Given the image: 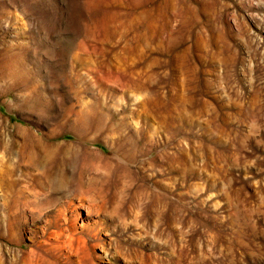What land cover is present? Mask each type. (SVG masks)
Wrapping results in <instances>:
<instances>
[{"label": "rangeland", "instance_id": "374dc122", "mask_svg": "<svg viewBox=\"0 0 264 264\" xmlns=\"http://www.w3.org/2000/svg\"><path fill=\"white\" fill-rule=\"evenodd\" d=\"M0 264H264V0H0Z\"/></svg>", "mask_w": 264, "mask_h": 264}, {"label": "bare ground", "instance_id": "6f19581e", "mask_svg": "<svg viewBox=\"0 0 264 264\" xmlns=\"http://www.w3.org/2000/svg\"><path fill=\"white\" fill-rule=\"evenodd\" d=\"M43 143V142H42ZM41 143V144H42ZM44 145H42V150L44 151V153H45V155L47 156V157H51L52 158V156H53V152L57 149L55 146H53L52 144H47V143H43ZM36 153V152H35ZM40 155V154H39ZM39 155H36V154H32L31 156H32V162H34V163H36V165H39L43 160L40 158V156ZM50 158V159H51ZM45 160V159H44ZM44 162V161H43ZM45 162H46V160H45ZM44 165V164H43ZM5 168V167H4ZM4 170V169H3ZM59 171V170H58ZM53 175L50 173V171H49V169H47L46 171H45V173H43V174H40V176H37L36 175V184L33 186L32 185V187H30V186H26V185H23L21 188H23V189H27V188H37V187H39V188H42V187H45L46 185H49L50 187H53V178L54 177H52ZM60 181H62V180H60ZM56 183H60V185L61 186H63V182H59L57 179H56ZM8 186H10V188L11 187H13V184L11 183V182H9L8 183ZM9 188V187H8ZM9 188V189H10ZM20 188V189H21ZM34 190V189H33ZM10 191V190H9ZM33 192V191H32ZM87 192V191H86ZM37 193V192H36ZM8 196V195H7ZM48 201L47 200H45V203H47ZM11 203V202H10ZM3 205V204H2ZM8 206V205H7ZM4 207V206H3ZM39 208H41V207H39ZM34 209H36V208H34ZM92 209V208H91ZM41 210V209H40ZM91 211V210H90ZM35 214V213H34ZM33 216V215H32ZM5 217H7V215L5 214ZM19 216H18V214H14L13 213V219H14V222H12V224H10V226H12L13 227V225H14V227L15 228H20V227H24V225H22V223H21V219H19L18 218Z\"/></svg>", "mask_w": 264, "mask_h": 264}]
</instances>
